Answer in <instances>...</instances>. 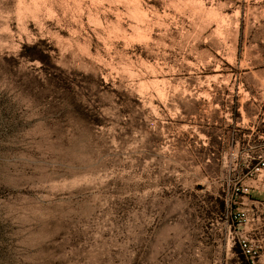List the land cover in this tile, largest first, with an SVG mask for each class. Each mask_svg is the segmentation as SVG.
Segmentation results:
<instances>
[{
  "label": "rangeland",
  "instance_id": "1",
  "mask_svg": "<svg viewBox=\"0 0 264 264\" xmlns=\"http://www.w3.org/2000/svg\"><path fill=\"white\" fill-rule=\"evenodd\" d=\"M264 264V0H0V264Z\"/></svg>",
  "mask_w": 264,
  "mask_h": 264
},
{
  "label": "trees",
  "instance_id": "2",
  "mask_svg": "<svg viewBox=\"0 0 264 264\" xmlns=\"http://www.w3.org/2000/svg\"><path fill=\"white\" fill-rule=\"evenodd\" d=\"M233 250L237 251L238 254L240 255L241 260H242V264H253V261L249 258V256H247L243 253L241 243H238V244L235 243V247L233 248Z\"/></svg>",
  "mask_w": 264,
  "mask_h": 264
},
{
  "label": "built area",
  "instance_id": "3",
  "mask_svg": "<svg viewBox=\"0 0 264 264\" xmlns=\"http://www.w3.org/2000/svg\"><path fill=\"white\" fill-rule=\"evenodd\" d=\"M241 244H242L243 253L249 256V258L253 261V264H255L254 256L252 255L250 250L247 248V245L245 243H241Z\"/></svg>",
  "mask_w": 264,
  "mask_h": 264
}]
</instances>
